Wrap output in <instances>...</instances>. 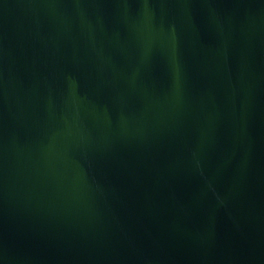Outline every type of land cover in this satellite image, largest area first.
<instances>
[{
    "label": "water",
    "instance_id": "obj_1",
    "mask_svg": "<svg viewBox=\"0 0 264 264\" xmlns=\"http://www.w3.org/2000/svg\"><path fill=\"white\" fill-rule=\"evenodd\" d=\"M0 264H264V0H0Z\"/></svg>",
    "mask_w": 264,
    "mask_h": 264
}]
</instances>
